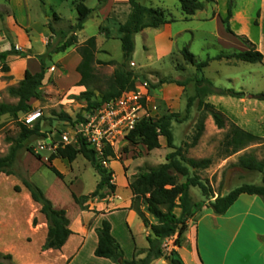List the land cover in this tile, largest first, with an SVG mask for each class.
I'll return each instance as SVG.
<instances>
[{
	"label": "rangeland",
	"instance_id": "rangeland-1",
	"mask_svg": "<svg viewBox=\"0 0 264 264\" xmlns=\"http://www.w3.org/2000/svg\"><path fill=\"white\" fill-rule=\"evenodd\" d=\"M79 0H0V53L14 50L28 57L10 56L7 60L10 71L4 73L0 67V104L16 105L18 99L11 97L8 89L17 87L25 72L41 70L40 58H44L46 77L41 88L42 99L30 102L31 111L26 114L5 115L0 119V158L8 155L21 135L24 117L40 112L41 117L32 125L39 124L41 133L26 142L41 158L26 150L21 152L14 167V176H0V251L9 246L16 258L15 264H29L41 255L45 231L40 220V208L27 196L23 180H30L39 187L53 206H75L72 193L89 195L96 189L99 176L91 164L82 156L74 163L55 160L52 165L64 176L58 178L49 169V158L59 145H75L81 132V123L74 125L61 122L60 114L70 116L75 122L86 111L87 103L81 94L85 88L78 85L80 75L77 67L81 62L80 46L91 37H96L98 64L95 65L100 83L95 99H100L105 82L115 72L116 64L123 62V52L118 27L126 22L130 13L128 0H85L93 13L83 31L76 34L78 42L65 52H57L62 46L64 35L78 22L76 5ZM193 17H186L177 0H141L149 8L159 9L172 21L159 29H146L136 38V50L130 69L137 76L136 91L127 94L129 111L135 123L142 119H159L165 114L180 113L183 123H173L174 143L177 148L192 145L200 126L204 130L198 144L188 148L186 156L191 159H210L211 166L200 170L197 175L214 192L226 195L245 184L261 185L263 175L246 172L236 165L240 157L254 155L264 162V142L253 144L237 154L228 156L224 146L225 137L233 124L243 130L264 138V102L255 99L264 93V63L249 64L236 60L211 62L204 69V76L217 88L245 93L243 99L230 96H209L204 102L214 106L226 118L225 128L219 129L210 108L200 107L195 102L186 119L189 98L195 95L194 84L181 87L177 83L193 79L196 68L185 61L181 54L188 48L196 62L206 61L221 53L244 52L246 46L228 34L221 19L226 17L228 0H216ZM231 28L238 35L247 36L254 44L259 42L264 31V0H235ZM239 16H243L239 18ZM234 20V22H233ZM52 26L56 34L49 30ZM264 54V44L263 48ZM113 62L114 64H107ZM161 81L168 83L161 84ZM172 82V83H169ZM136 94L138 99H133ZM134 109H136L134 111ZM130 122L124 121L114 135V158H110L115 181L124 193L125 176L132 177L166 163V156L173 152L161 138L162 147L148 151L146 147L133 146L126 139ZM106 145V144H105ZM108 163V167L110 166ZM110 169V168H109ZM180 178V182H184ZM19 188L20 190H16ZM193 200L202 205L205 198L198 188L191 189ZM55 208V207H54ZM57 210V209H56ZM207 211V210H206ZM36 221V224H35ZM5 241V242H4ZM168 242L170 253L175 250L174 242ZM93 243L84 250L82 262H95ZM171 248V249H170ZM3 253V252H1ZM5 254V253H3ZM91 263V260H93ZM27 262V263H25ZM114 263V262H113Z\"/></svg>",
	"mask_w": 264,
	"mask_h": 264
},
{
	"label": "trees",
	"instance_id": "trees-1",
	"mask_svg": "<svg viewBox=\"0 0 264 264\" xmlns=\"http://www.w3.org/2000/svg\"><path fill=\"white\" fill-rule=\"evenodd\" d=\"M108 0H100L105 3ZM180 3L181 10L186 17H193L197 12L204 11L208 4L215 5L216 0H177ZM85 0H79L76 5L78 13V22L70 27L64 35V42L57 52H65L75 46L78 42L76 34L85 28L86 22L93 13V9L85 5ZM130 13L125 23L118 27V35L123 52V62L116 64L114 74L105 82V90L102 91L101 98L95 99L97 86L100 83L96 74L95 65L97 42L96 37H91L85 41L79 49L81 62L77 67V73L80 75L78 85L85 88L81 94L82 99L87 103L86 111L93 112L106 104L118 101L125 93L135 92L137 85V76L130 69L133 55L136 50V36L146 29H159L172 21L168 20L163 11L144 6L141 0H128ZM236 8L235 0H228V9L226 17L221 19L222 24L228 34L237 37L246 47L244 52L221 53L216 57L208 58L203 62H196L195 56L188 48H183L181 54L185 61L195 66L196 76L193 79L177 83L181 87H187L191 83L195 87V95L189 98L186 109L187 119L195 102H199L200 107L210 108L211 115L216 126L219 129L225 128L226 118L220 112L215 110L214 106L204 102L209 96H230L243 99L245 93L236 92L230 89L217 88L214 83L204 76V69L208 68L211 62L222 60H236L249 64H263L264 55L251 43L245 36H237L231 28L234 10ZM49 30L56 34L55 29L50 25ZM10 56L28 57L14 50L0 53L1 71L8 73L10 71L7 60ZM41 70L35 74L29 70L25 72L23 80L17 87L8 89L11 97L18 99L16 105L0 104V119L5 115L17 117L19 114H26L31 111L30 102L32 100H41V88L46 77V65L44 58H40ZM107 64H114L113 62ZM168 83L161 81V84ZM172 83V82H169ZM255 99L264 102V93L256 95ZM61 122H69L74 125L85 121L83 116H79L74 122L66 115L57 116ZM180 113H171L161 116L159 119H142L137 122L135 127L128 133L126 139L133 146L142 145L148 151H154L162 147L161 138L166 140L167 148L173 150L166 156V163L147 172H140L129 179V188L134 198L131 210L135 211L143 221L146 228L150 229L151 235L148 237L149 249L143 259H133L127 261L123 249L118 241L113 237L111 224L104 221L102 226L96 229L98 236V246L95 250V256L110 260L116 264H153L160 259L170 261V264H184L177 251L172 250L167 253L166 242L172 238L174 246L180 248L184 241V236L188 230L189 221L196 218L198 214L206 210H211L217 216L226 215L230 209L238 202L241 196L259 197L264 202V162L258 160L254 155H245L240 157L237 167L246 172H257L263 175L261 185L245 184L234 189L226 195L219 194L215 200L213 189L197 175L200 170L208 169L212 161L210 159L196 160L186 156L188 148L198 144L201 134L204 130L203 124L200 126L198 135L194 138L192 145L186 148H177L174 143L173 123H183ZM41 133L40 125L33 128L27 125H21V135L15 146H12L8 155L0 158V175L14 176V167L17 164L21 152L26 148L28 152L41 157L35 153L32 148L26 147V142L34 136ZM264 142V138L253 135L239 126L233 124L230 132L225 137L224 146L228 156L239 153L250 145ZM112 147L106 146L103 154L99 155L92 149L88 141L79 134L75 145H59L55 152L49 158V169L61 180L65 176L52 165L55 160H67L74 163L79 156L85 158L99 176V182L96 189L89 195H77L72 193L75 204L83 211L90 209V204L95 200L105 199L107 196L115 194L117 186L114 183V172L105 164L111 162L114 158ZM184 178V182H180ZM23 184L30 192L34 202L41 206V213L48 222V237L42 248L43 251L61 249L67 243L69 237L73 234L70 229V220L65 210H56L52 202L46 198L45 193L30 180H23ZM198 188L205 198V203L199 205L191 196V189ZM16 190H20L16 188ZM143 206L147 207L148 213L153 216L156 223H151L146 216ZM180 211L179 215L176 213ZM36 224V221H35ZM0 264H15L11 254L0 252Z\"/></svg>",
	"mask_w": 264,
	"mask_h": 264
},
{
	"label": "crops",
	"instance_id": "crops-1",
	"mask_svg": "<svg viewBox=\"0 0 264 264\" xmlns=\"http://www.w3.org/2000/svg\"><path fill=\"white\" fill-rule=\"evenodd\" d=\"M242 17L239 16V18ZM247 39L250 41L248 37ZM263 44L262 29L259 42L254 44L262 54L263 50L260 48H263ZM244 49L246 51L247 47ZM111 165L112 163L107 167L112 170ZM2 175L5 174L0 176ZM130 178L125 176L123 194L120 193V187L114 179L117 186L115 194L102 200H95L87 211L81 210L77 205L59 207L55 203V209L66 211L73 234L61 249L44 251L38 259H28L29 264H87L88 262L81 261L84 250L89 242L93 243L90 254L92 258V253H95L98 246L96 229L100 228L104 221L111 224V233L121 245L127 261L145 258L149 249L147 239L151 231L145 227L137 213L131 210L134 195L129 188ZM26 194L32 199L28 190ZM34 203L41 211V206ZM143 210L151 223H156L146 206H143ZM176 213L179 215L180 211ZM39 218L45 231L42 243L45 244L48 237V222L41 212ZM171 240L174 242L175 238L166 243H170ZM5 245L0 252L11 254L16 258L14 251ZM167 248L169 249L168 246ZM175 248L184 264H264L263 200L259 197L244 195L224 216H217L211 210L198 214L196 218L189 221L182 246L180 248L175 246ZM96 258L95 262L99 264H116L107 259ZM93 261L94 259L91 263ZM167 261L160 259L153 264H168Z\"/></svg>",
	"mask_w": 264,
	"mask_h": 264
},
{
	"label": "built area",
	"instance_id": "built-area-1",
	"mask_svg": "<svg viewBox=\"0 0 264 264\" xmlns=\"http://www.w3.org/2000/svg\"><path fill=\"white\" fill-rule=\"evenodd\" d=\"M129 93H125L116 102L106 104L94 110L93 113L85 116V121L81 123V135L99 155L103 154V149L106 146L111 147L114 144V135L118 133V127H120L124 121L128 120L130 122V131L137 124L135 120H133L135 116H133V113L130 112L128 108L130 101L127 100L126 97ZM132 97L135 100L138 99L136 94H133ZM135 110L136 109H134V111ZM40 117V112L24 117L25 125L32 126ZM105 165L107 166V164ZM165 246L167 247L168 245ZM167 250L169 249L167 248Z\"/></svg>",
	"mask_w": 264,
	"mask_h": 264
},
{
	"label": "water",
	"instance_id": "water-1",
	"mask_svg": "<svg viewBox=\"0 0 264 264\" xmlns=\"http://www.w3.org/2000/svg\"><path fill=\"white\" fill-rule=\"evenodd\" d=\"M168 264H170V261H167Z\"/></svg>",
	"mask_w": 264,
	"mask_h": 264
}]
</instances>
